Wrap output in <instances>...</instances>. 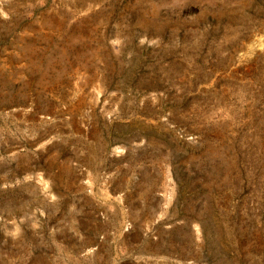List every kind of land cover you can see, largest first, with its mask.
Wrapping results in <instances>:
<instances>
[{
    "label": "rangeland",
    "instance_id": "rangeland-1",
    "mask_svg": "<svg viewBox=\"0 0 264 264\" xmlns=\"http://www.w3.org/2000/svg\"><path fill=\"white\" fill-rule=\"evenodd\" d=\"M0 264H264V0H0Z\"/></svg>",
    "mask_w": 264,
    "mask_h": 264
}]
</instances>
